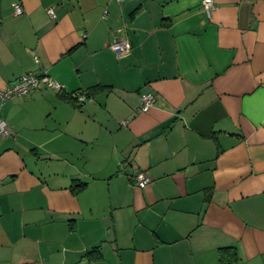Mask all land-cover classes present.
I'll return each mask as SVG.
<instances>
[{
	"label": "crops",
	"instance_id": "obj_1",
	"mask_svg": "<svg viewBox=\"0 0 264 264\" xmlns=\"http://www.w3.org/2000/svg\"><path fill=\"white\" fill-rule=\"evenodd\" d=\"M215 1L0 0V264H264V0Z\"/></svg>",
	"mask_w": 264,
	"mask_h": 264
},
{
	"label": "built area",
	"instance_id": "obj_2",
	"mask_svg": "<svg viewBox=\"0 0 264 264\" xmlns=\"http://www.w3.org/2000/svg\"><path fill=\"white\" fill-rule=\"evenodd\" d=\"M215 0H203L204 7L210 11L215 6ZM14 8L17 14L22 15L25 13V8L21 2H15ZM52 16H55L54 9L49 10ZM112 48L116 52L119 58L127 55L132 48V44L129 40L124 38L117 39L113 44ZM42 84L47 87L52 88H64L65 85L60 81L51 78L48 75H39L36 72H29L21 76L15 83H13L9 88L1 91V95L4 100L14 99L16 97L27 95L34 90L38 89ZM81 102H85L90 99L86 92L80 93ZM156 96L153 92H146L142 94V105L141 110L147 112L150 110L151 106L154 104ZM0 132L3 134H10L7 122L0 117ZM136 179L141 187H145L150 182V177L144 172H139L136 175ZM1 182V180H0Z\"/></svg>",
	"mask_w": 264,
	"mask_h": 264
},
{
	"label": "trees",
	"instance_id": "obj_3",
	"mask_svg": "<svg viewBox=\"0 0 264 264\" xmlns=\"http://www.w3.org/2000/svg\"><path fill=\"white\" fill-rule=\"evenodd\" d=\"M41 75V74H39ZM44 85V84H42ZM86 185V183L84 182H80L78 184H76V189H82L84 188ZM236 255H237V251L235 248H232V247H224V248H221V259L222 261L224 262V264H230V262H232L235 258H236Z\"/></svg>",
	"mask_w": 264,
	"mask_h": 264
}]
</instances>
